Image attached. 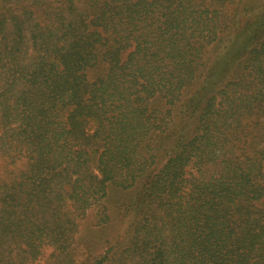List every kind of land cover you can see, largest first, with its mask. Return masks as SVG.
Here are the masks:
<instances>
[{
	"label": "trees",
	"instance_id": "16d2710c",
	"mask_svg": "<svg viewBox=\"0 0 264 264\" xmlns=\"http://www.w3.org/2000/svg\"><path fill=\"white\" fill-rule=\"evenodd\" d=\"M111 186L127 233L87 256L79 221ZM46 249L264 264V0H0V264Z\"/></svg>",
	"mask_w": 264,
	"mask_h": 264
},
{
	"label": "rangeland",
	"instance_id": "374dc122",
	"mask_svg": "<svg viewBox=\"0 0 264 264\" xmlns=\"http://www.w3.org/2000/svg\"><path fill=\"white\" fill-rule=\"evenodd\" d=\"M208 55H206V58ZM91 76V73L89 74ZM204 77V73L200 74V80ZM198 82L193 83L191 86L186 88L183 92L187 97L193 92L196 88ZM157 109L158 111H164L168 106H164L161 101L155 102L152 104V108ZM173 123L177 121V114L173 111ZM171 129V128H170ZM154 134L151 135L153 137ZM171 141V138H157L153 143V150L147 154V157L152 156V167L158 163L157 168L164 163V160L167 158L164 156V150L167 147L168 143ZM162 159V160H161ZM128 190H120L119 188L110 187L108 189L107 200L98 201L88 212L80 219L78 224V231L76 234L77 244L83 254L87 256H99L103 255L106 248L108 247L106 241L112 243L117 237L118 240H121L127 233L125 216V206L128 205L130 200ZM107 215L109 221L107 220L106 226L98 225V220L101 216ZM83 249L85 251H83ZM50 253L49 249L44 250L43 257L37 260L33 264H46L45 257Z\"/></svg>",
	"mask_w": 264,
	"mask_h": 264
}]
</instances>
